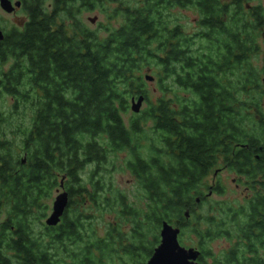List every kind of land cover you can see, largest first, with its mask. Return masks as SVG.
Wrapping results in <instances>:
<instances>
[{"label":"trees","instance_id":"16d2710c","mask_svg":"<svg viewBox=\"0 0 264 264\" xmlns=\"http://www.w3.org/2000/svg\"><path fill=\"white\" fill-rule=\"evenodd\" d=\"M18 1L26 20L0 41V95L14 98L0 124L23 104L31 114L10 132L21 135L23 162L14 137L1 145L0 264H128L121 255L144 264L163 221L180 229L179 241L186 230L196 237L200 264H264V63L252 58L264 9L240 0L119 2L120 24L101 36L79 17L100 0ZM176 6L197 10L196 31L169 23ZM151 65L160 95L149 102L141 72ZM139 95L148 104L126 125L121 113ZM119 152L138 205L112 186ZM222 168L243 183L242 202L208 201V190H222L204 179ZM54 190L68 203L49 226ZM109 211L115 220L100 238L93 219ZM220 237L230 245L214 253L207 245Z\"/></svg>","mask_w":264,"mask_h":264},{"label":"rangeland","instance_id":"374dc122","mask_svg":"<svg viewBox=\"0 0 264 264\" xmlns=\"http://www.w3.org/2000/svg\"><path fill=\"white\" fill-rule=\"evenodd\" d=\"M102 3L101 5H97L96 8L90 11H83L79 17L82 23L89 28L90 30L96 31L99 35L103 36L107 33L108 30L111 28L117 27L120 24V16H116L114 14V9L120 5V3L125 6L127 4L131 5L135 2V0H100ZM120 2V3H119ZM251 5H260L264 9V0H250L249 1ZM99 3V2H98ZM198 13L196 10L191 8H170L169 11L166 13L167 18L169 19V23L172 22H178L181 24V28L184 30V33L190 34L197 30V19H198ZM91 19H94L93 22ZM26 20V14L21 9H16L12 13H7L3 11L0 8V28L2 30H9L11 27H15L18 24H22ZM258 46L259 51L255 54H253V62L256 64H259L262 66L264 63V28L262 30V33H260L258 38ZM156 67L154 65H151V69L149 67H144L141 74L142 78L144 80V88L146 90V93L148 95L147 100L149 102L155 101L156 97L160 95V90L158 86V78L155 74ZM149 74L153 77L152 81H147L144 79V75ZM166 95H169L170 92H164ZM178 93L186 95L188 91L184 92L182 90L178 89ZM14 103V98L6 95L1 94L0 95V109L1 111L9 112L12 111V105ZM147 102L143 101L140 110H144L147 106ZM131 99L128 100V108L124 110L122 114V119L124 121V124H128L129 120L133 115L136 113L132 112L131 108ZM19 112L15 115H12L10 123H2L0 124V132H5L7 135V138L12 141L13 137L15 138L14 145V151L19 155L20 159H22V154L20 150V133L11 134L10 132L12 129L16 128V125L18 124L20 128H22L24 125L23 123H26L31 111L26 106L21 105ZM150 124V123H148ZM147 124V125H148ZM0 135H3V133H0ZM126 155L123 152H119L115 156H111V163H113V171L111 172V182L112 186L115 190L121 191L124 194H127L128 201L130 203H134L136 205L140 204V194L136 191V181L134 177L125 169L124 167V159ZM110 168V167H108ZM204 183L207 185L214 186L215 184L221 185V192L220 193H213L211 192L210 197L208 201L210 203H240L243 200L244 194L247 192L245 191V187L242 182H239V178L232 172L225 168H222L219 172L216 174L210 173L205 179ZM205 193L207 192V189L205 188ZM58 192H55V190L52 192L50 198L46 201L48 204L47 209V216L51 212V206L52 202L54 200V197L56 196ZM143 203V201H142ZM213 214H216L215 212H211ZM3 218V214L0 215V219ZM113 214L109 212H103L101 215L96 214L95 218L93 219V222L96 226L95 231L97 233V236L100 238H103L106 233V225L108 223H114ZM129 224L122 225L121 231L123 232L124 241H128V235H129ZM160 230V229H159ZM158 230V232H159ZM159 236V233H158ZM149 238V237H148ZM179 240V239H178ZM181 241L179 243L184 247H195V244L197 242L196 237L188 230L184 231V234L181 236ZM230 245V242L226 240L224 237L220 238H214L213 240H210L208 243V247L214 252L219 253L220 251H223ZM121 259L124 262H128V264H132V262H129L128 256L121 255ZM120 261L116 260V264H120Z\"/></svg>","mask_w":264,"mask_h":264},{"label":"water","instance_id":"95a60500","mask_svg":"<svg viewBox=\"0 0 264 264\" xmlns=\"http://www.w3.org/2000/svg\"><path fill=\"white\" fill-rule=\"evenodd\" d=\"M19 6V1L12 4L10 0H0V8L7 13H10L15 7ZM93 20L94 19H91L92 22ZM2 39L3 33L0 30V41ZM144 79L152 81L153 77L149 74H145ZM143 101V95H139L136 98L132 97L130 106L132 112L138 113ZM67 203V192L65 190H61L54 197L51 212L45 219L46 225L54 226L60 221ZM187 215V212H185L186 217ZM179 232L180 229L177 226L163 221L159 230V242L154 247L152 254L144 264H200L198 260L200 251L194 247L182 246L178 240Z\"/></svg>","mask_w":264,"mask_h":264},{"label":"flooded vegetation","instance_id":"af4514ba","mask_svg":"<svg viewBox=\"0 0 264 264\" xmlns=\"http://www.w3.org/2000/svg\"><path fill=\"white\" fill-rule=\"evenodd\" d=\"M11 1V3L12 4H14L15 2H17L18 0H10ZM230 1L231 0H218V2L219 3H221V4H229L230 3ZM241 1V4H242V7L244 8V9H246V10H249V9H252V8H254V7H260V8H262L260 5H251L250 4V0H240ZM20 2V1H19ZM20 5H21V3H20ZM175 8H181V7H175ZM16 9H21V6H19V7H15L10 13H12V12H14ZM191 9H193V8H191ZM263 9V8H262ZM195 10V9H194ZM196 12H197V10H196ZM198 13V12H197ZM198 15V19H197V22L199 21V18H200V15H199V13L197 14ZM177 23V25H179V26H181V24L180 23H178V22H176ZM22 27V24H18V25H16L15 26V28L17 29V28H21ZM0 30L2 31V33H3V38H4V35H5V30H2L1 28H0ZM8 68L5 66L4 67V71H6ZM7 142V135H0V150H1V145H4L5 143ZM3 161V159H2V156L0 155V166H1V162ZM22 162H23V159H22ZM221 169H218V170H216V171H214V173H217V172H219ZM214 173H213V175H214ZM211 186V185H210ZM211 192H212V190H208V192H207V194H209V196H210V194H211ZM196 202H198V200H196ZM188 216V215H187Z\"/></svg>","mask_w":264,"mask_h":264}]
</instances>
